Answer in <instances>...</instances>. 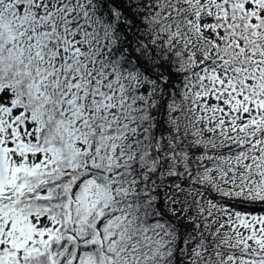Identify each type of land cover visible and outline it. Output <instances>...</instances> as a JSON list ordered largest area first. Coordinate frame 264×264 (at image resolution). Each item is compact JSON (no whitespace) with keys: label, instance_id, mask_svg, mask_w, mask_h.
Returning a JSON list of instances; mask_svg holds the SVG:
<instances>
[{"label":"snow or ice","instance_id":"snow-or-ice-1","mask_svg":"<svg viewBox=\"0 0 264 264\" xmlns=\"http://www.w3.org/2000/svg\"><path fill=\"white\" fill-rule=\"evenodd\" d=\"M0 264H264V0H0Z\"/></svg>","mask_w":264,"mask_h":264}]
</instances>
